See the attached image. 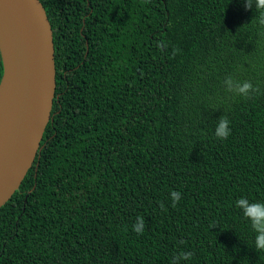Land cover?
I'll use <instances>...</instances> for the list:
<instances>
[{
	"label": "trees",
	"instance_id": "obj_1",
	"mask_svg": "<svg viewBox=\"0 0 264 264\" xmlns=\"http://www.w3.org/2000/svg\"><path fill=\"white\" fill-rule=\"evenodd\" d=\"M39 1L53 35L52 120L0 208V264H172L186 252L180 264H264L235 206L264 202V27L255 8ZM3 73L0 53V82ZM228 76L260 94L227 92ZM221 116L231 128L224 141L215 137ZM172 191L182 194L176 207ZM138 216L143 234L132 230Z\"/></svg>",
	"mask_w": 264,
	"mask_h": 264
},
{
	"label": "water",
	"instance_id": "obj_2",
	"mask_svg": "<svg viewBox=\"0 0 264 264\" xmlns=\"http://www.w3.org/2000/svg\"><path fill=\"white\" fill-rule=\"evenodd\" d=\"M7 40L12 84L0 139V208L19 189L41 150L55 95L51 25L39 0H0V53Z\"/></svg>",
	"mask_w": 264,
	"mask_h": 264
},
{
	"label": "clouds",
	"instance_id": "obj_3",
	"mask_svg": "<svg viewBox=\"0 0 264 264\" xmlns=\"http://www.w3.org/2000/svg\"><path fill=\"white\" fill-rule=\"evenodd\" d=\"M147 2V0H145ZM244 7L246 10L255 8L258 15L255 17V22L261 27H264V0H244ZM158 47H167L161 42ZM179 49L174 50V55ZM225 90L234 95L240 96L244 99H251L254 95L260 94V89L254 87L250 81H239L228 76L224 80ZM231 135L230 121L226 116H221L217 122L215 129V137L224 141ZM172 207H176L182 198V194L176 191L170 193ZM243 213L245 219L250 222L251 229L255 233V249L257 252H264V202H250L247 198H240L235 205ZM163 208V205H161ZM146 227V221L142 216L136 218L132 230L137 234H143ZM193 253L186 252L176 256L172 260V264H180V261L191 260Z\"/></svg>",
	"mask_w": 264,
	"mask_h": 264
},
{
	"label": "bare ground",
	"instance_id": "obj_4",
	"mask_svg": "<svg viewBox=\"0 0 264 264\" xmlns=\"http://www.w3.org/2000/svg\"><path fill=\"white\" fill-rule=\"evenodd\" d=\"M2 48L5 59L6 66V77L0 88V139L3 134L4 124H5V111L8 104L9 94L11 92L12 79L10 71H8V64H10L9 50L7 45V40H2Z\"/></svg>",
	"mask_w": 264,
	"mask_h": 264
}]
</instances>
